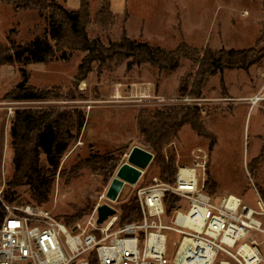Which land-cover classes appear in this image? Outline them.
Here are the masks:
<instances>
[{
  "label": "rangeland",
  "instance_id": "obj_1",
  "mask_svg": "<svg viewBox=\"0 0 264 264\" xmlns=\"http://www.w3.org/2000/svg\"><path fill=\"white\" fill-rule=\"evenodd\" d=\"M15 1L0 0L2 49L10 48L9 39L16 43L28 42L44 31L45 23L37 12L16 11ZM55 1L69 10H79L81 7V0ZM133 1L83 0V24L89 38H100L107 44L109 41H120L124 35H132L135 37L132 39L157 41L159 46L168 49H175L182 42L200 47L204 45L203 39H208L206 44L209 47H218L213 45L219 43L223 46L227 30L234 32L235 28L246 31L248 28L246 21L239 19L236 16L238 11H235L240 4L245 5L243 0H227L228 7L220 11L221 19L216 24L220 26V32L223 28L224 38L214 37L215 33L207 28L211 21L207 18L215 7L224 5V0H146L157 2L158 7L155 9L148 5L146 9L151 13L141 19L132 14ZM253 4L252 8L260 14L262 0L254 1ZM179 24L181 30L176 33L174 28ZM169 26L174 35L169 34ZM148 30L155 36L152 40L147 38ZM233 36L234 33H230L228 37V40L232 38V45H244L245 42L241 43ZM71 37L60 46V52L65 51L70 55L68 61L58 58L45 64L0 65V199L5 212L7 207L18 214L28 207H38L69 226L77 222L85 223L98 206L110 204L106 193L118 169L128 162V154L134 147L153 154L151 164L144 170L138 183L143 187L152 185L154 178L164 181L159 167L163 157L166 162L173 158L177 171L180 167L191 166L192 153L200 148L209 156L205 188L212 203L219 206L224 197L234 195L248 206L259 208L260 198L264 201V101L252 112L248 111L247 104L232 111L227 105H218V101L226 99L224 93L227 91L226 87L220 86L219 76L210 79L198 98L194 95L198 89L192 87L198 63L190 59H182L180 67L172 73L160 72L148 64L128 70L127 60L108 64L104 68L94 64L88 78L79 82L76 89L75 76L86 53L74 49L78 43ZM21 71H26L30 84L53 91V97L60 94V98L44 102L7 100V94L21 81ZM236 73L242 74L244 71H228L226 79L229 81ZM186 84L189 88L183 95ZM235 85L242 89L241 82ZM261 91L264 95V88L257 93ZM24 108L80 109L87 114V123L80 137L62 156L58 171L55 175L46 172L52 182L46 202L37 200L38 194L26 180L19 186L13 185L15 153L10 132L15 111ZM183 108L198 109V113L190 115V118L202 130L197 131L187 123L178 131H170L167 125L169 136L164 140L158 157L148 144L142 128L151 132L160 120L158 114L168 115L180 112ZM202 131L210 138L203 136ZM174 132L175 137L171 135ZM40 164L52 170L44 155L40 156ZM115 165L112 172L111 167ZM201 177L202 172L199 170L200 181ZM133 190L129 186L127 194L123 192L114 206L118 207L126 201ZM5 197L9 199L5 201ZM181 205L185 211L189 204L182 200ZM163 222L170 224L166 216ZM252 233V238L258 242L263 240L260 233ZM176 241L177 236L170 234L169 246Z\"/></svg>",
  "mask_w": 264,
  "mask_h": 264
},
{
  "label": "built area",
  "instance_id": "obj_2",
  "mask_svg": "<svg viewBox=\"0 0 264 264\" xmlns=\"http://www.w3.org/2000/svg\"><path fill=\"white\" fill-rule=\"evenodd\" d=\"M263 101V91L243 99L250 109ZM208 164V154L199 148L192 153L191 166L178 169L174 183L154 178L150 186H132L142 221L123 227L114 206L119 200H109L117 214L101 225L97 208L85 223L68 226L38 207L20 214L7 207L0 225V264H264V201L260 198L254 209L228 195L214 205L205 188ZM168 193L179 198L170 216L164 206ZM182 200L189 204L185 211ZM252 232L263 240L252 238ZM170 234L177 236L171 246ZM244 246L255 253V261L248 263L240 253Z\"/></svg>",
  "mask_w": 264,
  "mask_h": 264
},
{
  "label": "trees",
  "instance_id": "obj_3",
  "mask_svg": "<svg viewBox=\"0 0 264 264\" xmlns=\"http://www.w3.org/2000/svg\"><path fill=\"white\" fill-rule=\"evenodd\" d=\"M13 1L11 0V2ZM262 2L264 12V0ZM13 4L16 11L37 12L40 20L45 23L44 31L43 34L35 36L28 42L16 43L9 39L10 48L2 49L0 46V65L45 64L58 58L68 61L70 55L65 51L60 52V46L69 36H72L78 43L77 48L74 49L86 53L75 76L76 89L79 82L88 78L94 64L104 68L108 64L127 60L128 70L135 66L148 64L160 72L172 73L180 67L182 59H190L198 63L192 87L198 89L194 95L199 98L202 95V89L212 76L218 73L222 74L230 69L248 71L253 65L261 63L264 59V20L256 45L247 49L206 47L200 50L186 42H182L175 49H168L147 41L132 39L127 35H124L120 41H109L107 44L100 38L90 39L83 24V7L85 6L83 0H81L79 10H69L55 0H16ZM221 86L225 87L223 80ZM188 88V84L184 85L183 95ZM52 92L30 84L26 71H21V81L7 94L6 99L12 102H44L52 98H60V94H55L53 97ZM191 93L190 95H193ZM227 94L226 91L224 96L226 97ZM196 113H198L197 108L194 110L183 108L180 112H172L168 115L158 114L160 120L151 132L147 128H142L146 133L148 144L158 157H160L164 140L169 136L168 129L178 131L184 124L189 123L195 130H202V127L191 122L190 115ZM86 123L87 114L80 109L34 110L24 108L16 110L10 132L11 144L15 153L16 172L13 185L19 186L26 180L33 186L35 194H38L37 200L46 202L52 184L49 176H46V172L55 175L60 167L62 156L70 145L78 140ZM202 132L203 136L210 138L206 132ZM171 135L175 137L176 132ZM41 155L45 156L47 165L52 170H47L40 164ZM111 160L108 159V161ZM173 161L171 158L169 162H166L164 157L159 161L161 177L165 183L175 182L178 170L176 171ZM115 168L116 165L112 166L111 171H114ZM7 199L9 198L5 197V201ZM178 203L177 196L166 194L164 206L168 216L177 208ZM117 208L119 209V227L142 221V212L135 193L120 203ZM5 215L6 212L0 199V225Z\"/></svg>",
  "mask_w": 264,
  "mask_h": 264
},
{
  "label": "crops",
  "instance_id": "obj_4",
  "mask_svg": "<svg viewBox=\"0 0 264 264\" xmlns=\"http://www.w3.org/2000/svg\"><path fill=\"white\" fill-rule=\"evenodd\" d=\"M254 1H257V0H243L245 5L240 4L238 6V8L235 10V11H238V14L237 15H236V13L234 14L239 19H241L242 21H244V22L246 21V23L248 24L246 26V27H248L247 30L246 31H240V29H235V28H233L234 32H232L230 30H227L228 34H226V38H225L226 40H225V43L223 44V46L216 42L217 45H213V46H218V47H210V48H212V49H222V48H224V49L242 50V49H247V48H250V47L254 46V44L256 43V41L258 40V38L260 36L261 24H262V22L264 20L263 6H261V12L259 14L256 10H254L252 8V5H254L253 4ZM148 5L153 7V8H155V9H157V7H158V3L157 2L152 3L151 1L147 2L146 0H134L133 1L134 10L132 11V14H134V17H138V18L141 19L146 14H150L151 12H149L146 9V7ZM227 5H228V1L224 0V5H221L220 7H215L216 9H214V7H213V9H214L213 13L207 18L208 21L211 20L209 22V24L207 25V28L209 30H212V33H215L214 37L217 36L219 38L220 36H222L220 38H224L223 28H222V30L220 32L219 29H221V28H219L220 26L218 24H216L217 23L216 21H219V19H221L220 11L223 8L228 7ZM242 8H244V9H242ZM245 10H247V12H245ZM200 16L202 17V14H200ZM238 18H237V20L239 22ZM147 19L150 22L152 21L151 18H147ZM170 25H171V23H170ZM238 25L239 24H237L236 27ZM170 29H171V27L169 26V29H168L170 31L169 34H173V31H171ZM174 30L176 31V33L178 31L180 32L181 25L180 24L178 26L176 25ZM230 33H234L233 38H235L237 40H240L239 42H241V43L245 42L244 45L241 46V47L238 46L237 43H235V44H237L235 46L232 45V38H231V40H228V37L230 36ZM146 35H147V38L148 37L150 38L149 40H152V37H155L154 35H151V33H149V30H148V33H146ZM185 35H186V32H184V36ZM129 37L135 38L132 35L131 36L129 35ZM210 38H212V35H211ZM186 39H188V36L186 37ZM207 40L203 39V43H204L203 46L204 47L203 46L199 47V46H196L195 44H189V45L193 46V47H196V48H206V47H209V45L206 44ZM149 42H153V43L159 45V43H157V41H149ZM229 42H231V43H229ZM225 44L227 46H225ZM245 44H248V45H245ZM232 70L239 71L240 69H230V70H226L222 74L218 73V74L212 76V77L219 76V78H220V86H221V82L223 80L224 85H225V87L227 89V93H228L227 96H226V99H228L229 100L228 102H230V103H228L227 101H224L226 99H221L223 101H218V105H222V104L227 105V107L230 109V111H232L233 109H236L239 106H246V104H242L241 103V102H243V99L244 98H248V97L256 94L261 88H264L263 87L264 86V78L262 77V75L264 74V59H263L262 64L253 65L248 71L241 70V71H244V73H242V74L236 73L228 81L226 79L227 78L226 77V73L228 71H232ZM248 73H250V74H248ZM210 79L208 81V84L210 82ZM239 82L242 83V85L240 86V88H242V89H238V86L235 85V83H239ZM231 106H232V108H231ZM254 110H255V108L254 109H250L249 108L248 111L252 112Z\"/></svg>",
  "mask_w": 264,
  "mask_h": 264
},
{
  "label": "water",
  "instance_id": "obj_5",
  "mask_svg": "<svg viewBox=\"0 0 264 264\" xmlns=\"http://www.w3.org/2000/svg\"><path fill=\"white\" fill-rule=\"evenodd\" d=\"M153 160V154L140 147H134L128 154V162L123 164L117 171L106 193V198L112 202L118 201L120 193L127 194L129 186L139 183L146 170ZM117 210L109 204L97 207L98 225H101L109 217L115 216Z\"/></svg>",
  "mask_w": 264,
  "mask_h": 264
},
{
  "label": "bare ground",
  "instance_id": "obj_6",
  "mask_svg": "<svg viewBox=\"0 0 264 264\" xmlns=\"http://www.w3.org/2000/svg\"><path fill=\"white\" fill-rule=\"evenodd\" d=\"M182 174H186V175H188V174H190V172H189V171H182ZM123 192H124V191H122V192L120 193V195H121ZM119 197H120V196H119ZM199 225H202V222L199 223ZM199 229H200V228H199ZM240 253L244 255V257L246 258V260L248 261V263H251V262L255 261V259H253V258L255 257V253H254L252 250H250V248H249L248 246H244V247H242Z\"/></svg>",
  "mask_w": 264,
  "mask_h": 264
}]
</instances>
